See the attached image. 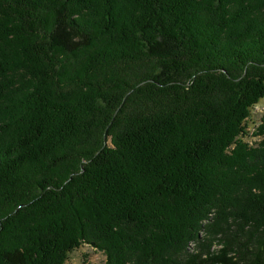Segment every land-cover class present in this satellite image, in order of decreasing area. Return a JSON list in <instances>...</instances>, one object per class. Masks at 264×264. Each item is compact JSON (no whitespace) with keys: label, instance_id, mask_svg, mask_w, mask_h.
<instances>
[{"label":"trees","instance_id":"obj_1","mask_svg":"<svg viewBox=\"0 0 264 264\" xmlns=\"http://www.w3.org/2000/svg\"><path fill=\"white\" fill-rule=\"evenodd\" d=\"M263 96L264 0H0V264H264Z\"/></svg>","mask_w":264,"mask_h":264},{"label":"rangeland","instance_id":"obj_2","mask_svg":"<svg viewBox=\"0 0 264 264\" xmlns=\"http://www.w3.org/2000/svg\"><path fill=\"white\" fill-rule=\"evenodd\" d=\"M264 113V96L261 97L256 104H254L245 118L244 136L242 141L248 142L249 145L256 143L262 138V135L257 134V126L261 124V117ZM205 221L203 220L202 223ZM187 251H193L196 242L189 241L187 244ZM104 252L91 246L87 243H80L77 248L72 250L67 255L64 264H103L105 260Z\"/></svg>","mask_w":264,"mask_h":264}]
</instances>
